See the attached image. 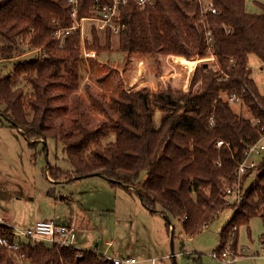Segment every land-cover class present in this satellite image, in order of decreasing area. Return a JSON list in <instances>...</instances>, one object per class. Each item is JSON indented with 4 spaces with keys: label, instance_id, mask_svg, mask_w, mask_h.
Here are the masks:
<instances>
[{
    "label": "trees",
    "instance_id": "1",
    "mask_svg": "<svg viewBox=\"0 0 264 264\" xmlns=\"http://www.w3.org/2000/svg\"><path fill=\"white\" fill-rule=\"evenodd\" d=\"M210 1L216 13L205 10L199 0H154V5L144 6L129 1L120 6L115 18L121 25L119 50L127 58L133 53H162L185 57L189 60L183 63L191 65L213 57L217 67L198 63L186 89L168 84L157 91L122 88L108 99L92 94L104 115L94 124L77 93L87 60L81 52L80 30L67 38L64 48L53 32L73 25L75 7L79 19L90 17L95 0H0V37L6 42L0 45L2 58L24 53L22 36H28L27 44L38 51L16 64L10 75L0 77L2 114L32 147L41 142L46 147L48 138L63 144L74 169L49 166L53 179L72 181L99 172L113 185L136 193L150 212L162 214L169 229L171 216L181 221L189 236L230 206L226 190L238 181L236 168L247 146L264 135V95L249 64L251 54L264 63V12L249 13L245 0ZM112 36L108 29L102 44L93 27L85 47L97 54L110 51ZM21 81L30 87L21 86ZM226 96L238 97L253 119L238 114ZM157 110L163 111L158 123ZM68 113L69 124L63 118L53 122L58 114ZM112 133L115 141L103 146L101 141ZM219 140L224 144L218 146ZM242 182L243 200L220 232L218 250L232 238L236 243L241 224L258 214L264 219V152L259 166ZM11 230L0 222V239L13 241ZM21 252L24 256L18 259L0 244V264H115L94 250L74 246L28 241Z\"/></svg>",
    "mask_w": 264,
    "mask_h": 264
},
{
    "label": "rangeland",
    "instance_id": "2",
    "mask_svg": "<svg viewBox=\"0 0 264 264\" xmlns=\"http://www.w3.org/2000/svg\"><path fill=\"white\" fill-rule=\"evenodd\" d=\"M246 9L252 14L264 12V0H245ZM90 21L86 30L91 37ZM102 44L105 32L100 31ZM24 53L13 58L0 55V77L10 75L16 64L38 55L28 45L29 37L20 38ZM6 42L0 37V45ZM119 35L112 36L110 51L97 54L95 60H85L81 67L80 95L84 108L92 123L103 118L93 96L109 98L122 88H146L157 91L165 85L187 88L198 63L205 61L217 67L213 57L186 65L185 57L159 53L150 55L133 53L128 58L119 50ZM104 45H102L103 47ZM194 61V60H190ZM252 77L259 92L264 95V63L256 55L249 56ZM21 86L30 85L21 81ZM74 92L67 99L73 101ZM232 108L247 119H253L243 102L230 101ZM0 104V222L11 227L27 229L38 220L54 219L56 222L69 221L76 230L75 246L94 250L110 258H135L133 264H227L213 254L220 244V232L236 211L233 207L223 208L201 232L189 236L184 233L181 221L171 216L172 226L166 224L160 213H152L142 204L136 193L129 192L108 179L92 175L68 181H57L48 173L49 166H58L73 171L67 159L63 144L48 138L45 143L32 147L20 130L11 126L4 118ZM163 111L157 110L158 123ZM70 115L58 114L53 122L64 119L70 123ZM114 133L101 141L102 145L115 141ZM262 156L253 155L256 162ZM147 170L141 174L146 177ZM250 176L248 183L254 178ZM235 236V232L233 237ZM264 219L255 215L248 224L238 228L236 243L228 241L224 248L236 254L233 264H264ZM23 242L28 239L22 237ZM44 245L52 246L43 241ZM236 247V248H235Z\"/></svg>",
    "mask_w": 264,
    "mask_h": 264
},
{
    "label": "built area",
    "instance_id": "3",
    "mask_svg": "<svg viewBox=\"0 0 264 264\" xmlns=\"http://www.w3.org/2000/svg\"><path fill=\"white\" fill-rule=\"evenodd\" d=\"M76 1V0H71ZM129 1H134L138 5L144 6L146 4L154 5V0H110V3H102L101 0H95V8L91 12L90 17H85L79 19L78 11L76 7L71 12V17L73 19V25L69 28H57L54 32V38L58 41L61 48L65 47L67 38L76 30H80V35L82 39V56L85 59H95L97 53L95 50L87 49L85 47V41L90 40L92 37V28L95 27L98 32H107L108 29L114 34H118L121 31V25L116 22L115 18H118L120 14V6L126 4ZM205 10L217 12L214 3L210 0H199ZM86 21L92 23L91 26V37L89 38V32L86 30ZM101 34V33H100ZM212 37H209V42ZM227 100L238 102L239 98L236 96H226ZM218 146L224 144V141L219 140ZM264 152V135L254 144L248 145L245 150L244 160L237 166V183L233 187H228L226 190L227 203L233 204L234 206H239L243 200L244 188L242 177L250 170L256 169L260 162H256L252 159L253 155L262 156ZM11 232L14 235L13 241H10L6 237L0 239V244L6 247L10 252L14 253L15 256L20 259L23 258L24 254L22 251L23 238L25 237L28 241L34 243H42L43 241L49 242L52 246H75L76 241V230L73 226L56 222L54 219H42L38 220L32 227L27 229H20L11 227ZM236 227L234 226L232 230L234 231ZM27 241V242H28ZM216 258L225 261L227 264H233L238 258L236 254H233L229 248H224L216 251L213 254ZM79 256H81L79 254ZM103 258L111 259L115 264H133L136 262L135 258H110L103 256Z\"/></svg>",
    "mask_w": 264,
    "mask_h": 264
},
{
    "label": "crops",
    "instance_id": "4",
    "mask_svg": "<svg viewBox=\"0 0 264 264\" xmlns=\"http://www.w3.org/2000/svg\"><path fill=\"white\" fill-rule=\"evenodd\" d=\"M60 223H64V224H68V225H71L72 226V224L71 223H69V221H62V222H60ZM76 236H77V234H76ZM77 238V237H76ZM82 249V248H81Z\"/></svg>",
    "mask_w": 264,
    "mask_h": 264
},
{
    "label": "water",
    "instance_id": "5",
    "mask_svg": "<svg viewBox=\"0 0 264 264\" xmlns=\"http://www.w3.org/2000/svg\"><path fill=\"white\" fill-rule=\"evenodd\" d=\"M94 175H99V176H102V177H104L101 173H99V172H97V173H95ZM78 178H80V177H75V179H78ZM105 178V177H104ZM141 200V199H140ZM142 201V200H141Z\"/></svg>",
    "mask_w": 264,
    "mask_h": 264
}]
</instances>
